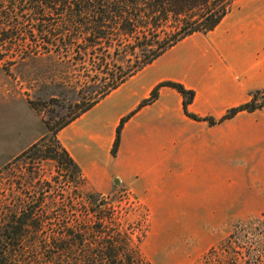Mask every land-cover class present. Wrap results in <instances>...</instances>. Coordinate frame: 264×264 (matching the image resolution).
Masks as SVG:
<instances>
[{
    "label": "crops",
    "instance_id": "obj_1",
    "mask_svg": "<svg viewBox=\"0 0 264 264\" xmlns=\"http://www.w3.org/2000/svg\"><path fill=\"white\" fill-rule=\"evenodd\" d=\"M165 82L193 92L188 115L169 87L139 108ZM261 91L264 0H234L212 31L178 42L73 117L57 139L89 188L101 195L126 188L174 234L210 243L234 222L264 213V105L221 121Z\"/></svg>",
    "mask_w": 264,
    "mask_h": 264
},
{
    "label": "rangeland",
    "instance_id": "obj_2",
    "mask_svg": "<svg viewBox=\"0 0 264 264\" xmlns=\"http://www.w3.org/2000/svg\"><path fill=\"white\" fill-rule=\"evenodd\" d=\"M36 16L28 8L0 6V23L8 17L7 26L21 24L18 30L8 28V33L0 34V216L31 213L46 219L39 228L49 231L85 216L112 212L118 229L128 234L146 263L264 264V213L234 222L204 244L203 235L174 234L161 225L163 220L150 218L128 189L113 185L101 195L86 185L78 167L79 173L72 172L58 155L59 146L63 148L58 130L92 101L100 100L104 83L91 84V73L71 66L74 53L55 51L57 42L47 45L25 35L40 19L47 21L54 14L45 11L39 20ZM39 131L33 149L29 146L12 154ZM98 202L104 203L101 210L95 208Z\"/></svg>",
    "mask_w": 264,
    "mask_h": 264
},
{
    "label": "trees",
    "instance_id": "obj_3",
    "mask_svg": "<svg viewBox=\"0 0 264 264\" xmlns=\"http://www.w3.org/2000/svg\"><path fill=\"white\" fill-rule=\"evenodd\" d=\"M233 1L0 0V6L28 8L37 14L36 20L45 11L53 12V18L40 19L41 23L25 35L38 37L47 45L57 42L55 51L59 53H74L76 58L71 66L91 73V84L104 83L98 97L101 99L186 37L212 31ZM4 18L6 22L10 20ZM5 23H0L1 35L4 30L8 33V28L18 30L21 26L17 22L12 26ZM161 87H169L182 97L183 111L188 115L186 108L193 100V92L172 82L154 88L139 108L155 101ZM259 96L263 97L260 102ZM96 102L92 101L80 113ZM263 105L264 91L253 92L248 103L228 110L221 121L243 111H256ZM129 117L123 118L116 129L113 156L122 126ZM58 153L73 173H79L60 146ZM103 206V202L95 204L97 210ZM45 220L34 218L31 213L0 216V264H149L139 257L128 234L118 229L112 212L85 216L49 231L39 228ZM230 239L231 235L223 244Z\"/></svg>",
    "mask_w": 264,
    "mask_h": 264
}]
</instances>
